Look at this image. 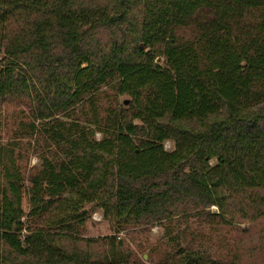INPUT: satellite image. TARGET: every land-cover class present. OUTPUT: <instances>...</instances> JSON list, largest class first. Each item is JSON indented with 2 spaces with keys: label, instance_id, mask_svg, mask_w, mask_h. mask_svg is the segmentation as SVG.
I'll use <instances>...</instances> for the list:
<instances>
[{
  "label": "trees",
  "instance_id": "trees-1",
  "mask_svg": "<svg viewBox=\"0 0 264 264\" xmlns=\"http://www.w3.org/2000/svg\"><path fill=\"white\" fill-rule=\"evenodd\" d=\"M6 103L50 156L0 141V264H137L87 205L167 264H264V0H0V131Z\"/></svg>",
  "mask_w": 264,
  "mask_h": 264
},
{
  "label": "rangeland",
  "instance_id": "rangeland-1",
  "mask_svg": "<svg viewBox=\"0 0 264 264\" xmlns=\"http://www.w3.org/2000/svg\"><path fill=\"white\" fill-rule=\"evenodd\" d=\"M163 63V59L158 61ZM108 95H113V92H107ZM119 104L124 106L125 101H129L128 97H119ZM104 105L107 106V100L104 101ZM2 127L0 131V141L5 144L18 145V148L23 153V164L28 166V170L36 167H41V159L47 156L48 151L45 146V142L38 138L40 142L37 146H30V143H35V139H19V134L17 129L21 122H30L28 118V113L25 108L19 104L6 103L2 109ZM17 133V134H16ZM100 133L97 134V138H101ZM21 141V142H20ZM17 147V146H16ZM167 150H171L172 145L167 142L165 145ZM25 209H28L27 198L24 199ZM86 210L89 212V217L84 228H82V235L86 239H100L105 237L117 236L121 240L125 249L130 254L137 264H167L163 262L166 256L171 252L168 245H162L166 243L167 239L164 238V228L159 225L154 226H138L129 227L126 230L117 233L116 226L114 223L104 216L103 212L95 207L94 205H87ZM191 222V221H190ZM192 223V222H191ZM184 227V226H182ZM192 227H198L197 224H192ZM242 228H252V242L248 244L253 246L258 243L259 237L264 235V222H259V224L251 225L245 223ZM230 237L236 239L238 237L234 232ZM78 246L84 250L93 253H102L104 248L91 245L86 243H80ZM157 250L156 248H160ZM157 250V252H155Z\"/></svg>",
  "mask_w": 264,
  "mask_h": 264
},
{
  "label": "water",
  "instance_id": "water-1",
  "mask_svg": "<svg viewBox=\"0 0 264 264\" xmlns=\"http://www.w3.org/2000/svg\"><path fill=\"white\" fill-rule=\"evenodd\" d=\"M124 104H125V105H128V104H129V101H125Z\"/></svg>",
  "mask_w": 264,
  "mask_h": 264
}]
</instances>
